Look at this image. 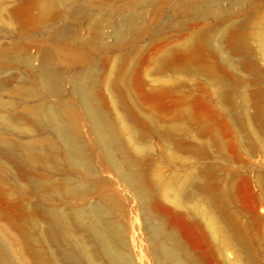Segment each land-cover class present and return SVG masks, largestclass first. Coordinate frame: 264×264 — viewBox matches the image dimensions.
<instances>
[{
  "label": "bare ground",
  "instance_id": "6f19581e",
  "mask_svg": "<svg viewBox=\"0 0 264 264\" xmlns=\"http://www.w3.org/2000/svg\"><path fill=\"white\" fill-rule=\"evenodd\" d=\"M16 1L0 0V32L12 30L10 43H0V75L5 69L18 71L24 66L27 77L12 91H5L2 78H6L0 77V94L11 93L26 106L12 110V104L0 101V198L16 216L10 226L0 224V264H136L128 241L126 189L140 208L153 264H264L260 253L263 243L242 224L240 214L237 217L231 211V204L235 205L231 194L237 183L218 173L212 155L214 149L224 148L228 137L227 133L220 136L213 127L216 119L226 126L233 147L248 145L238 138L246 128L264 154V103L255 104L258 110L250 116L248 93L237 88L242 100L238 113L233 108L237 102L232 88L227 96L231 110L177 108L161 110V115L140 110L127 70L136 58L128 49L139 46L149 34L139 26L144 13L158 0H122L117 8L111 5L113 0L95 4L91 0ZM171 3L169 12L174 17L203 22L216 19L220 25L204 23L205 27L191 33L185 44H173L162 51L155 73L163 74L168 67L175 75L203 76L224 92L229 84L214 75L211 68L216 65H201L192 55L198 45L214 44L215 52L208 58L211 61L220 55L230 78L247 63L244 48L252 37L264 54V15L254 0H226L225 8L217 0ZM65 8L69 11L63 13ZM158 14L164 18L165 12ZM80 17L88 22L91 37L87 39L69 24V19ZM48 18H57L60 24L50 36L53 47L40 50L37 58L29 54L33 42L27 37L32 26L47 23ZM16 22L22 30L13 31ZM105 28L110 31L105 32ZM249 29L253 35L248 34ZM131 34L134 37L126 39ZM107 48L111 55H107L102 70L95 61ZM117 52L120 55L114 57ZM36 59L40 66L35 71ZM64 62L69 63L68 70L57 67ZM99 90L108 93L114 110L103 108ZM156 91L177 95L176 90L164 86ZM121 95L123 101L119 100ZM48 97L57 98L59 105L50 104ZM124 106L130 109L118 110ZM254 119L261 123L259 129L254 127ZM160 131L169 152L174 146L181 155L179 170L170 176L151 168L158 159L148 145ZM168 150L162 155L170 159L173 154ZM258 183L264 195L261 179ZM33 198L37 199L35 204L30 201ZM13 230L20 236L18 244ZM231 255L233 259H228Z\"/></svg>",
  "mask_w": 264,
  "mask_h": 264
},
{
  "label": "rangeland",
  "instance_id": "374dc122",
  "mask_svg": "<svg viewBox=\"0 0 264 264\" xmlns=\"http://www.w3.org/2000/svg\"><path fill=\"white\" fill-rule=\"evenodd\" d=\"M101 1L102 0H91L90 3L95 4V3H98ZM121 1L122 0H113L111 2V5H113L114 7L117 8L118 6L121 5ZM193 1H195V0H193ZM198 1L200 3H204L207 0H198ZM217 1H218L221 8L226 7V0H217ZM254 1L256 3H258L259 6H261L260 14L263 16L264 15V0H254ZM16 2L20 3L19 0ZM16 2H14V3H16ZM154 5H155L154 7H151L150 9H148L144 13V20L142 21V24L139 26L140 29L141 28L144 29V31L148 32L149 34H147V37L145 36L143 41L139 43V46L136 45L135 47L129 48L131 51L128 49V52L130 53V55L135 56V58H136L135 62H134L135 65L133 63L132 68L130 66H128L127 70H128L129 82L131 83L130 89L132 91H134L133 96H134V99H136L137 104L139 105V109L140 110H154L153 112H154V114L156 113V115L157 114L161 115L160 114V112H162L161 110H174V109L177 110V108H178V110L181 109V110H196V111H198V110H227L226 108L229 107L228 109L231 110L232 104H230V101H228L229 99L227 96H228L229 91L231 92V89L233 88L234 92H235L234 95H235V100H236L234 102H237V103H233L236 105V107L233 106V108L234 109L236 108L238 111L237 110H235V111L240 113L242 110L238 106L242 105L241 104L242 100H240V96H237V95H239L238 91L241 88H244V89H246V94L248 93V95H247V97H248L247 100L249 102L248 113L250 114V116L254 117V115L256 114V111L258 110L257 106H259L260 102L264 103V57H262V55L264 56V54L261 53L262 51H261L260 47H258V44L256 43V41L253 40V37H252L251 41L249 42L250 45H247L244 48L246 56H249L246 58V56L244 54V56H245L244 58L248 59V60H246L247 63L245 61L246 64L242 68L241 72L239 74H236L237 76L234 75L231 78L228 76L229 71L226 68V66L224 65L223 60H222L220 55L216 56L217 58L216 57L214 58L216 60H214V59L211 61L209 60L208 57H210V55L214 54V52H215L214 44H210V45L200 44V45H198V47H196L193 50L194 54L192 52V55L194 57L199 58L201 60L200 61L201 65L204 64V65H208L210 67L212 65H216V66H219V69L221 68V70H219V69H217L218 68L217 67L214 70L213 67H216V66H212L211 70L214 71V75L216 74L217 77L225 79L226 82L229 84V86H228L229 90L227 88H225V91H224L225 94L222 91V89L219 87L218 84L214 83L213 85H211L212 79L209 82V79H206L203 76H199V75L188 76L185 73H179V74L175 75L173 70L168 68V67H166V69L164 68V73L159 75V74L155 73L154 67L156 66L155 62L157 61L158 55H160L162 51L169 50L168 48H170L173 44H181V45L185 44V42H187V40H188L187 38L190 37L191 33L199 32L205 26L216 27V26L220 25V21L216 20V19H210L206 22H203L202 20H200L198 18H194V17L186 18L184 16H177V17H180L178 19L177 17H174V15L172 13L169 12L170 8L172 7L171 0H158V2ZM159 9L161 11L163 10V12H165V15L163 16L164 18H162L161 14H158V12L160 11ZM62 11H63V13H66L69 10H68V8H65ZM194 19H196V20H194ZM57 20H59V19L50 18L49 21L47 20V23L41 24L42 26L38 24L34 28H33V26L31 27L30 36L27 37L28 39L26 38L28 41L32 40V42H33L32 47L29 48V54L30 55H32L34 57L37 56V58H39L40 57V55H39L40 50H42V49L43 50H47V49L49 50L53 47V44H51L52 40H50V36L55 33V30H56L55 28H58V25L60 24L59 23L60 20L59 21H57ZM181 22H183V23H181ZM204 23L206 24L205 26H204ZM69 24H70L71 28L74 31H76L78 33V35L81 36L82 39H87V38L91 37V32L88 30L89 29L88 28V22H87V19L85 17H80L77 19H69ZM181 24H182V26H181ZM15 26H17V27L15 28ZM15 26L13 27V31H18V30L20 31V28H21V30L23 28L22 25L18 22H16ZM38 26H39V28L36 29ZM178 26H180V27H178ZM29 28H30V24H29ZM42 28H44V29H42ZM33 29H35L36 32ZM48 29L51 30V32ZM10 31H12V30H10ZM10 31L2 30L0 32V43H2V42L7 43V44L10 43V41L12 39V38H9V35H10L9 33H11ZM106 31L109 32L110 30L108 31L105 28V32ZM249 31H251V32H249ZM249 31H248V34L253 35V33H252L253 30L249 29ZM2 32L4 34H6V32H8V35H4ZM131 36L134 37V35L131 34V35H129V37L127 36L126 39L131 38ZM26 39H24V42L27 41ZM109 45H111V44H109ZM225 45H227V44H224V47H225ZM227 47H228V45L225 47V49ZM250 51H251V54H250ZM117 53L113 54V56L117 57L120 55L119 52H117ZM196 54H197V56H195ZM107 55H111L110 50L108 48L103 50V52L101 54H99V57L97 58L98 61H95L97 66L102 70H103V67H105V65H107L106 64ZM249 60H251V61H249ZM143 62L144 63L146 62V63L143 64ZM39 66H40V63L36 59L34 61L35 71L38 70ZM68 66H69V63L64 62V65L59 64L57 67H64V69L68 70V68H69ZM252 66H254V67H252ZM246 67H247V69H246ZM129 68H131L130 72H129ZM223 68H226L227 70L224 71ZM222 70H223V74H222ZM146 73H148V74H146ZM12 74L14 75L13 77H12ZM225 75H226V77H225ZM0 77L6 78V79L2 78V80H4V81H2V83L5 87V91H12L13 88H15L21 82H23V79L25 77H27L26 68L24 66H21L18 71H15L12 69H5L1 73ZM191 77H193V78H191ZM21 79H22V81H21ZM162 85L168 89L176 90L177 95H171L169 92H168L169 94L167 92L165 94H164V92H162V93L157 92L156 89L163 87ZM147 87H149V88L147 89ZM67 89H69V85L67 86ZM154 89H155V91H154ZM253 92H255V93H253ZM8 93H10V92H8ZM98 94H100L99 96L101 98H103L102 99L103 100L102 101L103 108L105 110H114V107L112 106V104L109 100L108 93L103 91V90H101V92H100V90H99ZM219 96H221V97H219ZM237 97H239V98H237ZM177 98L179 99L178 102H177V100H178ZM182 98H183V104H181ZM48 99H49L50 104H52L54 106L59 105V100L57 98L48 97ZM122 99H123V97L121 95L119 100H122ZM188 99L190 101H188ZM219 99L221 100V102H219L220 101ZM180 100H181V102H180ZM0 101H2L4 103L6 102L10 105L12 104V106H13L12 110H19V109L22 110L23 106H26V104L24 105L23 102H21L17 96L12 95L11 93L7 94V92L0 94ZM124 101H125V99H124ZM224 102H225V104H224ZM178 105H179V107H178ZM250 106H252V107L250 108ZM123 108H125V106ZM128 108H129V106L126 107L125 109H118V110H129L130 108L129 109ZM216 120L213 122V127L219 131L218 133H219V135L221 134L220 136H222V137L227 133L226 137L227 136L228 137L227 138L224 137L226 139V142H225L226 144L225 143L224 144L225 145L229 144V145H227V146H229L228 148H226L227 146H225V145H224V148H222L223 150L225 149L224 153H223L222 149L220 150L216 146H213V149H214V147L217 148V149H214L212 152V155H213L215 162H216L215 163L216 168H217L218 173L221 176H228V178L230 177L229 180L231 179V181H234V185L237 183L235 185V188L233 187L232 194H231L235 198L234 199L232 197L231 203L234 202L235 205L231 204V206H230L231 211L234 212L237 217L240 214L238 217L239 220L242 222L243 225L246 226L248 231L251 230L250 234L253 233L252 236L255 239H257V237H259L258 238L259 240L257 239V241H260L261 243H263L262 245L264 246V195H263V192H261V189H260V186L258 183L259 180L261 179V182L264 184V181H263L264 180V154L262 152H260V150L257 146V143L255 141H253V139H251L248 136V132L246 133V131H247L246 128H245L246 131L244 130L243 132H241V134L239 133L240 135L238 134L239 135L238 138L242 142H245V146L247 144L248 145L246 147L240 146L239 148L233 147L231 144L232 139L228 135V131H227L226 126L222 123V121H220V119L218 121H216ZM218 123H219V125H217ZM244 123L246 124V121H244ZM260 124L261 123L259 122V120L254 119L253 125L255 128L259 129L261 127ZM82 129H83L84 134L87 135L86 133L88 132L87 131L88 127L84 125V127ZM222 129H224V130H222ZM224 131H225V133H224ZM160 134H161V131L159 132V134H156L154 136V138L149 142V145H148L149 150H150L149 152L152 155H154L156 159H158L154 163L155 167L152 165L151 168L153 170L158 169L165 176H170L174 172L179 170L180 158H178V157H181V155L178 154V152L174 148V146H170L171 152L173 154V155L170 154L168 156V157H170V159L167 158V156H166L167 154L162 155V153H163L162 151H164V149L168 150L167 149L168 145L163 140V138L161 137ZM246 136H248V137H246ZM246 142H248V143H246ZM251 142H253V143H251ZM230 147H232V148H230ZM254 147H255V150H254ZM215 150H217V151H215ZM169 151L170 150H168V153H171ZM162 156H164L165 158H162ZM225 156H226V158L228 157V159H226ZM217 165H219V166H217ZM221 165L224 167H222ZM228 169L230 172L228 171ZM254 171H256V172H254ZM241 172H242V175H239L238 173L241 174ZM106 177H108L112 180H115V178L112 175L111 176L106 175ZM258 177H259V180L257 179L258 180L257 181L256 178H258ZM239 180L241 182H243V181L244 182L241 183ZM249 181H250V184H249ZM246 183H248V184H246ZM242 184H244V185H242ZM115 185H116L115 187H118V188L120 187L119 189L121 191H123V193L127 190V192H125L124 194H125V196L128 197V198L126 197L128 199V201L132 199V201H129V202L127 201V203H129L128 204L129 205L128 206V210H129L128 211V214H129L128 218L129 219L127 221L126 226H127L128 234H129L128 241H129L131 253L134 256L135 262H136V264H153L152 256L150 254V249H149V243H148V240L146 239V235L144 232V224H143L144 222H143V219L141 216V211L139 210L140 208L138 206V203L136 200H134L133 195L129 192L128 189L125 190L124 187L119 186V184H118V186H117V184H115ZM245 185L247 186L248 189L246 188ZM236 186L238 187V189ZM239 186H241V187H239ZM241 189H243V190H241ZM235 191H237V192H235ZM35 199L36 198H33L30 201L34 202V204H35V202L37 201V199L36 200ZM1 202L2 201L0 198V224L5 225V226H10V222L15 221V220H11V219L16 218V216H13V214H12L13 211L10 208L3 205ZM232 206H234V207H232ZM254 224H255V226H254ZM248 225L250 226V229H248V227H249ZM260 228H262V229H260ZM12 232L15 234L17 244L20 243L21 240H20V236L18 235V233L14 230ZM263 252L264 251L262 250L260 253H261V255L264 256ZM232 256L233 255L229 256L228 259H233Z\"/></svg>",
  "mask_w": 264,
  "mask_h": 264
}]
</instances>
